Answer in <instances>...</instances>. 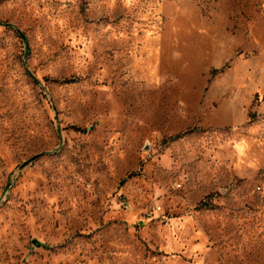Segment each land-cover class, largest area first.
I'll list each match as a JSON object with an SVG mask.
<instances>
[{
    "label": "rangeland",
    "instance_id": "rangeland-1",
    "mask_svg": "<svg viewBox=\"0 0 264 264\" xmlns=\"http://www.w3.org/2000/svg\"><path fill=\"white\" fill-rule=\"evenodd\" d=\"M0 264H264V0H0Z\"/></svg>",
    "mask_w": 264,
    "mask_h": 264
},
{
    "label": "water",
    "instance_id": "water-1",
    "mask_svg": "<svg viewBox=\"0 0 264 264\" xmlns=\"http://www.w3.org/2000/svg\"><path fill=\"white\" fill-rule=\"evenodd\" d=\"M27 165H28V163H25V164L22 166V169L25 168Z\"/></svg>",
    "mask_w": 264,
    "mask_h": 264
}]
</instances>
